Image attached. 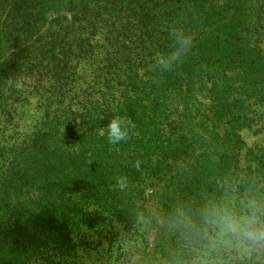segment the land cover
I'll use <instances>...</instances> for the list:
<instances>
[{"label":"trees","instance_id":"16d2710c","mask_svg":"<svg viewBox=\"0 0 264 264\" xmlns=\"http://www.w3.org/2000/svg\"><path fill=\"white\" fill-rule=\"evenodd\" d=\"M210 199L264 203V0H0V264H191Z\"/></svg>","mask_w":264,"mask_h":264},{"label":"clouds","instance_id":"9594fccd","mask_svg":"<svg viewBox=\"0 0 264 264\" xmlns=\"http://www.w3.org/2000/svg\"><path fill=\"white\" fill-rule=\"evenodd\" d=\"M169 35L171 47L156 55L153 66L161 73L181 64L193 47L194 37L185 29L175 27ZM133 128L130 119L114 116L100 134L110 145H119L131 139ZM134 167L139 169V160ZM129 186L128 177L120 175L115 178L113 190L123 192ZM177 224L200 244L191 264H264V203L254 199L238 203L210 199L196 219L179 209Z\"/></svg>","mask_w":264,"mask_h":264}]
</instances>
